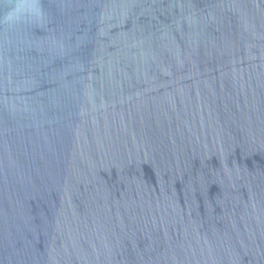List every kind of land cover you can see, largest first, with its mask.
Masks as SVG:
<instances>
[{
  "label": "water",
  "instance_id": "95a60500",
  "mask_svg": "<svg viewBox=\"0 0 264 264\" xmlns=\"http://www.w3.org/2000/svg\"><path fill=\"white\" fill-rule=\"evenodd\" d=\"M0 264H264V0H0Z\"/></svg>",
  "mask_w": 264,
  "mask_h": 264
}]
</instances>
